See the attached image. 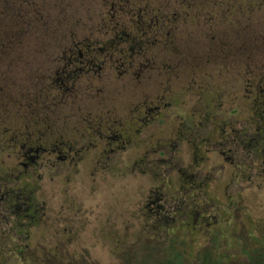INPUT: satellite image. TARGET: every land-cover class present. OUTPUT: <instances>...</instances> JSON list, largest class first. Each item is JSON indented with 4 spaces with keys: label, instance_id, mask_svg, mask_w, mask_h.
Returning a JSON list of instances; mask_svg holds the SVG:
<instances>
[{
    "label": "flooded vegetation",
    "instance_id": "af4514ba",
    "mask_svg": "<svg viewBox=\"0 0 264 264\" xmlns=\"http://www.w3.org/2000/svg\"><path fill=\"white\" fill-rule=\"evenodd\" d=\"M91 1L88 35L33 45L54 49L31 73L42 80L39 103L0 104V264L33 262L44 200L75 191L65 168L76 173L83 159L91 193L117 155L162 176L170 217L187 234L210 226L209 191L223 175L243 191L264 187V0Z\"/></svg>",
    "mask_w": 264,
    "mask_h": 264
},
{
    "label": "rangeland",
    "instance_id": "374dc122",
    "mask_svg": "<svg viewBox=\"0 0 264 264\" xmlns=\"http://www.w3.org/2000/svg\"><path fill=\"white\" fill-rule=\"evenodd\" d=\"M29 2L0 0V45H4L0 46V104L7 108L15 100L39 103H35L36 91L42 80L31 78V73L45 50L54 49L33 45L80 39L88 35L97 15L91 0H36L46 16L28 10ZM109 91L102 98L120 108L121 96ZM234 117L235 112H226L225 120ZM152 130L154 126L146 132ZM75 167L76 173L65 168L69 180H64L75 191L66 192L64 200L55 195L44 200L43 213L33 224L31 264H264V187L243 191L223 175L219 191H209L216 202L208 210L214 215L210 226L187 234L170 217L176 202L161 190L157 178L162 176L137 172L129 154L115 156L107 171L95 173V193L90 192L88 160ZM39 170L42 176L35 183L42 204L45 183L43 168ZM153 199L158 201L148 205Z\"/></svg>",
    "mask_w": 264,
    "mask_h": 264
},
{
    "label": "trees",
    "instance_id": "16d2710c",
    "mask_svg": "<svg viewBox=\"0 0 264 264\" xmlns=\"http://www.w3.org/2000/svg\"><path fill=\"white\" fill-rule=\"evenodd\" d=\"M232 259V258H231ZM232 260H234V259H232ZM233 263V261H231V262H229V261H224V262H222V264H232ZM237 264H245V262H243V261H241V262H239V263H237ZM248 264V263H247Z\"/></svg>",
    "mask_w": 264,
    "mask_h": 264
}]
</instances>
